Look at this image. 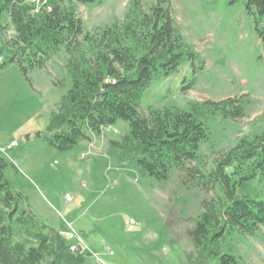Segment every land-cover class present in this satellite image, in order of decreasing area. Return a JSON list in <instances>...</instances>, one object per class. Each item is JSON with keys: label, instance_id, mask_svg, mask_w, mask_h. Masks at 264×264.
<instances>
[{"label": "rangeland", "instance_id": "rangeland-1", "mask_svg": "<svg viewBox=\"0 0 264 264\" xmlns=\"http://www.w3.org/2000/svg\"><path fill=\"white\" fill-rule=\"evenodd\" d=\"M131 1L76 7L86 30L97 34L121 25ZM139 1L146 12L158 2ZM230 1L170 0L176 26L198 59L186 57L177 71L154 79L142 93L140 110H191L194 103L229 98L246 103L243 117L208 120L211 135L200 159L163 181L144 174L112 145L129 131L124 121L100 133L84 128L87 137L60 147L56 131L48 127L72 85L69 56L60 48L36 56L33 66L24 60L27 75L17 63L1 68L8 62L6 49L18 46L9 16L0 17V155L9 162L6 177L29 206L23 202L20 209L31 211L48 230L73 227L83 240L87 264H216L189 232L205 205L220 201L222 191L211 183L201 189L199 180L205 182L242 138L264 132V41L243 3ZM32 2L36 9L38 3ZM231 245L238 264H264V227L238 235Z\"/></svg>", "mask_w": 264, "mask_h": 264}, {"label": "trees", "instance_id": "trees-1", "mask_svg": "<svg viewBox=\"0 0 264 264\" xmlns=\"http://www.w3.org/2000/svg\"><path fill=\"white\" fill-rule=\"evenodd\" d=\"M34 1L36 9L32 0H0V17L9 16L16 35L13 44L18 46L17 51L6 49L8 62L1 68L17 63L27 75L24 60L33 66L36 56L65 49L72 85L48 127L56 131L61 148L87 137L84 128L100 133L124 121L129 131L112 145L144 174L163 181L174 169L186 171L200 159L202 145L211 135L208 120L245 115L246 101L234 98L194 103L191 110L148 107L147 114L140 110L142 93L154 79L177 71L186 57L198 59L176 26L170 0H158L149 12L139 0H132L121 25L97 34L86 30L76 6L103 0ZM238 1L264 41V0L230 2ZM8 166L0 155V264H87L85 250L72 252L71 242L59 231L48 230L31 211L20 209L23 202L28 204L6 177ZM209 183L220 188L222 197L205 205L190 236L207 260L238 264L232 239L264 227V132L244 137L229 149L206 181L199 180L201 189Z\"/></svg>", "mask_w": 264, "mask_h": 264}, {"label": "built area", "instance_id": "built-area-1", "mask_svg": "<svg viewBox=\"0 0 264 264\" xmlns=\"http://www.w3.org/2000/svg\"><path fill=\"white\" fill-rule=\"evenodd\" d=\"M45 8L48 11H51L52 9L50 8V6H45ZM35 11H39V10H35ZM60 234L64 236L65 238H67L68 240L73 242L70 248L71 251H77L80 247H84L83 240L79 237V235L77 234V232L73 229L71 225H69L67 230L60 231Z\"/></svg>", "mask_w": 264, "mask_h": 264}]
</instances>
